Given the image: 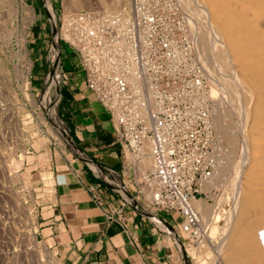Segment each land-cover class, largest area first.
Segmentation results:
<instances>
[{"label":"built area","instance_id":"built-area-1","mask_svg":"<svg viewBox=\"0 0 264 264\" xmlns=\"http://www.w3.org/2000/svg\"><path fill=\"white\" fill-rule=\"evenodd\" d=\"M56 28V40L76 54L86 87L121 144L123 172L132 175L136 193L130 198L117 187L122 207L142 204L152 213L178 215L180 234L197 240L193 201L217 188L212 183L228 150L214 127L211 85L176 1L129 0L116 10L71 12ZM146 156L152 167L142 170ZM258 239L264 247V229Z\"/></svg>","mask_w":264,"mask_h":264},{"label":"crops","instance_id":"crops-1","mask_svg":"<svg viewBox=\"0 0 264 264\" xmlns=\"http://www.w3.org/2000/svg\"><path fill=\"white\" fill-rule=\"evenodd\" d=\"M37 22L28 50L32 83L42 88L52 29L41 17ZM59 48L60 73L53 96L68 140L64 150L47 145L30 155L32 164L46 168L43 188L49 192L37 212V238L50 243L62 264H194L199 258L175 240L179 223L171 214L154 212L170 229L165 230L145 217L139 205L122 207L117 187L130 198L136 193L132 175L123 172V150L113 123L87 89L74 51L63 43Z\"/></svg>","mask_w":264,"mask_h":264},{"label":"rangeland","instance_id":"rangeland-1","mask_svg":"<svg viewBox=\"0 0 264 264\" xmlns=\"http://www.w3.org/2000/svg\"><path fill=\"white\" fill-rule=\"evenodd\" d=\"M80 1L86 0H0V264H62L49 249L50 243L48 245L45 241L39 240L35 233L38 209L42 205L44 195H48L49 192L43 188L44 185L47 187L44 183L46 168L42 164H32L30 155L34 150L53 143L64 150L68 136L55 113L56 100L53 95L58 82L52 83L51 86L49 84L54 61L53 69L51 63L47 62L50 73L44 86L35 88L31 79L33 62L29 55L28 41L31 29L41 17L46 27L52 29L50 32L53 39L49 42L50 45L44 55L52 59L55 43L58 55L60 50L58 44L61 41L56 40L58 37L56 24L59 23L61 16L66 17L71 12L92 8L83 6L76 9L75 6ZM123 4L127 2H122L118 8ZM96 7L100 8L97 5ZM212 85L216 98L214 101L218 102L213 114L223 111L224 124L233 127L239 146L236 163H240L245 144L243 130L239 126L241 114L232 109V103L223 99L216 85ZM48 101L52 110L48 107ZM215 129L217 132L218 128ZM218 136L220 138L219 134ZM221 142L227 146L222 140ZM238 171H242L241 167L233 166L229 169L227 177H233L232 175L239 173ZM225 190H228L226 185L219 184L215 190H211L210 196L202 200L207 206L213 207L226 195ZM140 205L142 204H139V208ZM172 218L179 223L178 215ZM223 225L224 217L222 215L215 217L209 224L204 225L205 236L192 242L186 240L178 230V235L176 234L178 243L187 246L186 251L189 255L199 258V262L194 264H222L217 260V251L213 247L219 243ZM211 239L214 242H209Z\"/></svg>","mask_w":264,"mask_h":264},{"label":"bare ground","instance_id":"bare-ground-1","mask_svg":"<svg viewBox=\"0 0 264 264\" xmlns=\"http://www.w3.org/2000/svg\"><path fill=\"white\" fill-rule=\"evenodd\" d=\"M128 1L86 0L77 3L75 8H93L91 5H97L116 10L122 2L128 4ZM175 1L189 24L198 59L203 63L211 85L212 98L216 100L212 85L215 84L222 98L229 100L232 109L241 114V124H237L241 126L245 139L240 163H236L239 146L235 131L231 125L224 124L223 111L213 114L214 127L218 128L221 140L227 145L223 144L228 150V157L212 187L225 184L228 190L222 197L224 200L221 199L213 207L207 206L202 199L193 201L200 216L201 234L197 240L205 236L204 225L222 215L224 225L219 234V243L213 247L217 251V260L222 264H264V247L258 239V231L264 229V0ZM53 17L55 19L54 14ZM57 50L55 43L51 56L54 70L51 72L50 86L58 82L60 73ZM216 105L218 102L213 103V112ZM48 107L52 110L50 103ZM237 165L242 171L227 177L229 169ZM140 167L142 170L152 167L149 156L144 157ZM140 209L147 215L146 211L150 212L142 205ZM150 213L151 216H148L155 223L170 230ZM171 233L176 234L172 230ZM209 242L214 241L211 239Z\"/></svg>","mask_w":264,"mask_h":264}]
</instances>
